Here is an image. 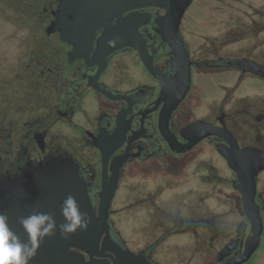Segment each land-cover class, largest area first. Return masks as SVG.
I'll use <instances>...</instances> for the list:
<instances>
[{"label": "flooded vegetation", "instance_id": "obj_1", "mask_svg": "<svg viewBox=\"0 0 264 264\" xmlns=\"http://www.w3.org/2000/svg\"><path fill=\"white\" fill-rule=\"evenodd\" d=\"M204 1L192 0L180 25L192 62L191 81L168 122L183 144L188 139L182 132L192 123L203 122L213 133L189 151L178 152L171 149L160 124L166 101L178 91L173 54L158 31V20L166 10L158 6L137 9L150 15L139 31L145 41L141 51L146 53L151 69L139 49L126 47L110 55L99 72L97 63L72 59L73 46L58 32L47 34L58 1L31 0L29 8L36 9L34 20L43 36L34 43L19 72L16 89L12 90V81L9 84L5 113L0 117V122H10L7 136H0L4 141L0 174L14 175L28 163L37 164L49 157L70 160L96 208L104 183L116 177L109 223L112 238L122 247L164 264L156 258L163 241L187 236L194 239L196 258L202 253L201 264H233L245 250L252 224L243 208L237 173L223 152L233 146L264 151V99L251 103L247 98V78L264 84V75L254 69L264 66V38H259L264 34V0H259L258 6L247 0H211V12L223 18L216 24L213 39L199 35L204 44L197 49L189 38L194 34L184 33V21L195 2ZM233 2L242 6L237 8ZM219 3L226 6L218 7ZM247 38L254 41L250 48ZM164 87L167 91L162 96ZM0 132L6 131L0 128ZM102 141L107 149L115 147L108 157L98 146ZM189 160L192 166L184 167ZM179 165L187 173L176 180L170 171ZM187 182L194 188L183 192L181 187L187 188ZM148 184L151 191L138 190ZM121 188L123 193L118 198ZM217 191L234 192L237 198L222 203V210L219 203L216 210L210 209L207 201H218ZM255 201L263 231L257 250L243 264H254L264 247V170L256 176ZM115 203L121 208L114 210ZM169 204L176 206L163 208ZM140 208L147 209L152 219L153 240L143 248L132 249L116 229L113 216ZM105 258L112 261L109 255ZM191 262L181 259L177 264Z\"/></svg>", "mask_w": 264, "mask_h": 264}, {"label": "water", "instance_id": "obj_2", "mask_svg": "<svg viewBox=\"0 0 264 264\" xmlns=\"http://www.w3.org/2000/svg\"><path fill=\"white\" fill-rule=\"evenodd\" d=\"M57 1L54 19L46 29L47 34L58 32L66 44L73 46L74 50L70 53L72 59L84 58L89 63H97L99 72L106 67L110 55L126 47L139 49L147 67L151 69L146 53L141 51L145 41L139 31L141 25L149 22L150 15L137 9L149 6L165 9V15L158 20V31L171 48L178 91L173 92L172 99L166 101V108L162 111V133L171 149L178 152L189 151L213 133L212 127L203 122L192 123L182 132V135L187 134L188 139V143L183 144L171 132L168 122L190 88L192 62L180 35V25L192 0ZM99 31L102 33L97 37ZM254 69L264 75V66H255ZM165 88L162 96L166 94ZM98 146L104 157H108L115 149H107L104 141ZM223 154L237 173L243 208L252 224V235L246 242L245 250L233 262L243 264L257 250L263 231L255 197L256 176L264 170V151L256 148L239 150L233 146V149ZM115 178L104 183L96 208L78 175L77 166L70 160L49 157L37 164L28 163L14 175L0 174V212L9 218L11 229L22 240H26L27 236L19 223L20 217L34 211L46 212L55 217V235L40 242L30 264H156L144 255H137L122 247L111 236L109 217L116 193ZM68 195L75 197L80 212L89 224L86 230H77L65 239L60 234L59 225L64 222L61 204ZM107 255L112 261L105 258Z\"/></svg>", "mask_w": 264, "mask_h": 264}, {"label": "rangeland", "instance_id": "obj_3", "mask_svg": "<svg viewBox=\"0 0 264 264\" xmlns=\"http://www.w3.org/2000/svg\"><path fill=\"white\" fill-rule=\"evenodd\" d=\"M258 6L261 4L259 0H247ZM29 2L31 0H25L19 2V0H0V117H3L6 108L7 95H9V84L12 83V90H15L18 86L17 76L19 72L26 65L27 60L30 58V52L33 51L34 43L40 40L43 36V32L38 29L37 22L34 20L36 17L33 13L36 9L29 8ZM235 7L239 8L242 6L236 2H233ZM214 4L211 0L204 2H195L193 7L188 11L187 18L184 21V33H193L190 35L191 42L194 43V47L199 49L203 41L199 40V35L214 38L217 35L216 24L219 19L223 18L222 15L211 12L210 7ZM218 7L226 6L224 3H219ZM209 7V8H208ZM208 8V9H207ZM237 12L236 10H234ZM240 17V15H237ZM244 18V16H241ZM238 18V17H237ZM235 16V20L238 19ZM243 22V21H240ZM263 35V36H262ZM259 38H264V34L259 35ZM193 40V41H192ZM253 40L247 38V48L253 46ZM256 54L258 50L254 51ZM247 98L251 103H262L261 99H264V84L260 82H254L253 79L247 78ZM261 105V104H257ZM10 122H0V128L5 129L6 132H0L1 137L7 136ZM4 141H0V150L4 147ZM192 160L184 167L192 166ZM182 165L176 166L179 168H172L171 175L174 179L178 180L180 177H184L187 173L186 170L181 169ZM147 177V176H146ZM190 183V182H189ZM188 187H181L183 192H186L191 185ZM152 186L147 185L145 188H138L141 192L151 191ZM137 188L134 191H138ZM138 191V192H139ZM123 189H119L118 198L121 197ZM215 195L219 200L210 198L207 204L210 209L216 210L217 204L219 203L220 209L224 208L222 203L227 200L237 198V195L231 191H217ZM121 204L115 203L113 206L114 210L121 208ZM176 205H165V209H173ZM113 220L118 232L122 234L128 247L132 249L143 248L153 240L151 232L152 219L149 218V212L147 209L132 210L129 213L123 212L121 215H114ZM225 220H229L225 219ZM193 241L187 236L172 237L166 239L162 243V247L159 248L156 258L159 262L164 264H177L181 259L185 262L192 259L191 264H201L200 252L198 257L193 254ZM204 253V252H203ZM254 264H264V247L261 253H259Z\"/></svg>", "mask_w": 264, "mask_h": 264}, {"label": "clouds", "instance_id": "obj_4", "mask_svg": "<svg viewBox=\"0 0 264 264\" xmlns=\"http://www.w3.org/2000/svg\"><path fill=\"white\" fill-rule=\"evenodd\" d=\"M64 222L59 225L63 238L67 239L77 230H86L89 221L80 212L74 196L68 195L61 204ZM27 236L22 240L10 227L9 218L0 212V264H30L36 256L41 241L55 235V217L42 211H34L19 218Z\"/></svg>", "mask_w": 264, "mask_h": 264}]
</instances>
